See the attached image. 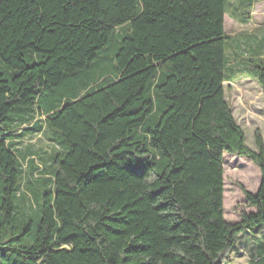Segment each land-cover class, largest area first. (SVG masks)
I'll return each mask as SVG.
<instances>
[{"label":"trees","instance_id":"obj_1","mask_svg":"<svg viewBox=\"0 0 264 264\" xmlns=\"http://www.w3.org/2000/svg\"><path fill=\"white\" fill-rule=\"evenodd\" d=\"M226 4L0 0V264H230L241 233L264 264V144L225 98ZM44 129L53 152L20 150ZM224 152L261 175L235 222Z\"/></svg>","mask_w":264,"mask_h":264},{"label":"rangeland","instance_id":"obj_2","mask_svg":"<svg viewBox=\"0 0 264 264\" xmlns=\"http://www.w3.org/2000/svg\"><path fill=\"white\" fill-rule=\"evenodd\" d=\"M244 11L248 12L243 14ZM224 30L231 36V40L226 43L229 66L225 69V78L228 81L223 83L225 98L236 122L244 130L246 145L254 150L256 130L262 136L264 144V93L256 81L251 66L254 63L248 58L258 57L264 60V0H227ZM237 55L242 57L238 58ZM48 136V131L44 129L42 133L28 137L20 143V150L27 148L31 152H53L51 146L55 148L56 142L50 143ZM41 157L42 161L37 160L40 164L38 167L46 169L48 161L45 156ZM260 183V171L252 160L245 156L223 153V216L226 221H238L242 212L254 211L246 201L244 191L254 194ZM255 228L254 226L253 229ZM241 234L243 235L229 253L230 264H250L249 260L256 251L254 239H250L247 234ZM255 235L263 240L264 228Z\"/></svg>","mask_w":264,"mask_h":264}]
</instances>
